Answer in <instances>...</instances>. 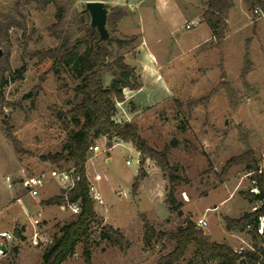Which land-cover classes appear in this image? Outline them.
<instances>
[{"label":"rangeland","instance_id":"1","mask_svg":"<svg viewBox=\"0 0 264 264\" xmlns=\"http://www.w3.org/2000/svg\"><path fill=\"white\" fill-rule=\"evenodd\" d=\"M87 1L76 0L73 10L86 7ZM173 1L189 17L196 18L197 24L187 29L181 27L180 20L174 38L163 28V41L159 43L152 20L142 22L150 46L161 54L164 80L143 74L144 87L124 93L127 101L119 112L126 119L137 116L133 121L151 146L157 150L169 147L171 164L180 165L176 199L182 204V214L170 212L166 204L170 182L154 160H146L147 177L141 180L135 195L140 153L129 142L112 141L109 147L103 137L98 139L101 150L87 161V177L93 179L96 173L101 176L95 185L104 203H95V209L104 223L121 230L129 247L124 251L102 239L101 229L95 225L91 264H157L162 255L173 250L175 242L168 238L152 248L144 247L142 214L164 231L176 230L188 218L195 223L205 218L208 225L202 230L211 241L225 242L239 252L253 249L249 233L226 229L224 217L237 218L253 209L254 203L241 192L257 191L255 183L244 165H233L223 178L221 173L231 157L248 147L255 151L264 171V12L252 14L248 10L250 22L247 25L241 21L245 26L240 31L233 22L220 44L213 39L188 51L192 41L210 34V27L200 17L205 0ZM234 2L237 13L247 8L244 0ZM13 3L0 0L5 9ZM23 11L29 32H33L25 48L22 32L10 31V62L14 69L26 63V71L18 80H10L0 97V233L13 235L10 240L0 236V245L6 246L4 252L0 250V264H40L59 228L76 218L67 205L41 204L62 194L56 183L48 184L37 198L26 196L19 184L8 188L5 183L8 175L18 181L58 168L42 157L63 150L69 143L76 126L66 112L80 99L73 88L81 80L70 68L51 71V58L32 57L33 52L58 44L48 31L56 20L54 6L39 11L35 5H28ZM126 21L120 30L138 27L139 22L131 25ZM143 67L142 63L138 65L139 70ZM110 79L111 74L106 72V84ZM71 167L67 164L63 169ZM35 218L40 221L35 223ZM16 229L21 231L20 237ZM259 245H264L263 239ZM195 249L190 243L175 264H206ZM62 264H87L82 245L78 244Z\"/></svg>","mask_w":264,"mask_h":264},{"label":"trees","instance_id":"2","mask_svg":"<svg viewBox=\"0 0 264 264\" xmlns=\"http://www.w3.org/2000/svg\"><path fill=\"white\" fill-rule=\"evenodd\" d=\"M76 0H14L10 9L0 6V97L10 80H18L26 71L27 64L14 69L10 62L12 42L10 31L18 29L22 32L25 48L33 31L29 32L28 18L23 9L28 5H35L39 11H44L49 5L55 8V22L48 31L58 44L55 47L35 51L33 58H51V71L60 67L70 68L74 76L80 79L74 92L80 97L73 104L67 115L71 118L76 130L70 137L65 148L42 158L63 169L71 164L75 169V176H79L75 186L67 191L41 201L43 205H66L68 201L77 202L80 213L72 221L65 222L54 235V241L43 254L40 264H62L74 253L78 244L82 245L83 257L87 264H91L93 255L92 228L97 225L101 229L102 239H108L126 251L129 247L125 235L120 229L104 223L95 209V202L89 194V180L87 177V161L92 153L89 147L102 137H107L109 147L112 141L132 143L141 156L139 174L133 184V193L136 195L140 182L147 177L144 167L146 160L152 159L167 176L170 187L166 197V204L170 212L182 214V204L176 199V185L179 183L178 174L180 165L171 164L169 147L157 150L141 135L136 121L118 122L114 116L117 102L125 100L124 89L138 90L142 87L135 74V67L125 61V54L131 50L137 41V35L123 34L119 29L121 21L129 15L127 7L115 5L108 8L107 29L109 38L101 40L98 30L91 25V17L85 7L74 11ZM248 10L257 14L264 12V0H244ZM233 7L232 0H207V7L202 14V21L212 30L213 39L220 44L226 37L227 18ZM111 74L107 85L105 74ZM233 165H244L257 191L241 192L249 202L254 203L253 209L244 212L240 217H224L225 227L228 230L248 232L251 237L252 250L236 251L225 242L211 241L202 228L190 218L174 231L158 229L145 214L143 220V244L145 248H152L163 238L175 242L170 252L162 255L157 264H175L184 253L188 245L196 246L195 252L206 264H264V171L260 168L255 151L248 147L237 156L231 157L222 170V178L227 175ZM69 169V168H68ZM224 181V179H221ZM262 225V231L260 226ZM17 237L21 231L16 229Z\"/></svg>","mask_w":264,"mask_h":264},{"label":"crops","instance_id":"3","mask_svg":"<svg viewBox=\"0 0 264 264\" xmlns=\"http://www.w3.org/2000/svg\"><path fill=\"white\" fill-rule=\"evenodd\" d=\"M103 1L106 3V5H112V6L119 5V6L127 7L129 9V15L126 16L121 21V23L119 24V29H121L124 23L126 24L127 19L130 20L131 25H134L136 21L139 22L138 27L133 28V30H130V31L120 30L123 34L137 35L138 37L137 41L135 42L134 47L131 50L126 52L125 61L131 66L135 67V74L139 78V81L141 82L143 74L145 75V77L153 76L155 77L156 80H158L159 78L164 80V77L161 73L162 62H163L161 58V54L158 51H156L154 48H152V46H150L149 40L146 37L145 32L142 30V25H143L142 22L145 21L146 19L152 20V23H154V28H155V36H159L156 42L162 43L163 40L161 39V36L163 35V30H162L163 28H166L169 31L170 36L174 38V36L177 35L178 33L177 32L178 30L177 22L181 20L182 21L180 23L181 27L186 28V23L191 20H196V18L189 17L187 12L182 10L178 6V4L175 3L173 0H103ZM232 1H233V7L230 9V12L227 18V23H228L227 32L231 28V24L233 22L236 27V31H240V29L245 26V24L242 23L241 21L246 22L247 25L250 22L248 20L249 19L248 8L244 10L241 9V11L237 13L235 11V8H236L235 2L234 0ZM206 7H207V0H205L204 4L201 7L200 17L202 16ZM175 20L176 22H174ZM237 20H240V21L237 22ZM176 37L177 39H180L179 36H176ZM211 40H213L212 30L210 31V34H207L205 36V38L192 41L191 46L189 47L188 51L197 49L204 43H207ZM129 58L132 59V62H129L130 60ZM141 63L144 64V67L140 68L141 70L140 71L138 69V65ZM165 84L167 88H169V85L166 81H165ZM142 85L144 87V83H142ZM129 90H132V89L125 88L124 93H126ZM132 91H136V90H132ZM131 95L132 94H130L129 97ZM126 101L127 100L125 99L123 102H117V105H116L117 109H116L114 118L118 122H130L137 118L136 116L133 119H126L125 114L119 112V109L123 107V104ZM95 156H91L90 159H92ZM88 165L89 164L87 163V167Z\"/></svg>","mask_w":264,"mask_h":264},{"label":"built area","instance_id":"4","mask_svg":"<svg viewBox=\"0 0 264 264\" xmlns=\"http://www.w3.org/2000/svg\"><path fill=\"white\" fill-rule=\"evenodd\" d=\"M196 24V20H191L186 23V28L190 29ZM103 138L107 141L106 136ZM107 144L108 143H106V145ZM100 150V145L96 143L89 147V151L93 154V156H95V154ZM127 163H129V161H127ZM100 178L101 176L99 173H96L93 176V179L88 178L89 194L95 203L102 204L104 203L103 198L95 185V181L100 180ZM78 179L79 176H75L74 167H71L69 169L53 168L37 174L26 175L18 178V181H16L14 177L8 175L5 177V183L8 188H13L16 184H19L26 196L30 198H37L41 195L42 190L50 183H56L58 186H60L61 190L66 193L75 186L76 180ZM66 205L74 214L80 213L81 209L77 202L68 201ZM38 214L41 216V212ZM39 221V218L34 219L35 223H38ZM196 224L199 228H204L208 225V222L205 218H199ZM260 231H262V228ZM0 236L6 240H10L13 237V235L9 232H2L0 233Z\"/></svg>","mask_w":264,"mask_h":264},{"label":"water","instance_id":"5","mask_svg":"<svg viewBox=\"0 0 264 264\" xmlns=\"http://www.w3.org/2000/svg\"><path fill=\"white\" fill-rule=\"evenodd\" d=\"M86 11L90 14L91 25L96 28L100 34L101 40H107L109 38V32L107 29V16L108 8L103 0H88L85 5ZM2 51L0 50V55ZM0 249L3 252L6 250V246L1 244ZM240 263L246 264L245 258H242Z\"/></svg>","mask_w":264,"mask_h":264}]
</instances>
